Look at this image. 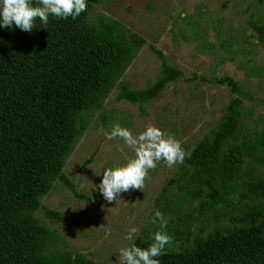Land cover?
Masks as SVG:
<instances>
[{"label": "trees", "instance_id": "16d2710c", "mask_svg": "<svg viewBox=\"0 0 264 264\" xmlns=\"http://www.w3.org/2000/svg\"><path fill=\"white\" fill-rule=\"evenodd\" d=\"M96 2L86 0V10L75 19L50 15L46 29L39 19L30 32L15 24L0 27V264H95L82 253L62 250L58 232L36 213L54 181L74 189L62 171L65 159L129 65L134 47L145 43L119 20L103 14L91 20ZM248 25L264 42V23L257 19ZM151 48L162 61L160 77L139 90L120 83L117 96L138 101L141 110L181 75ZM215 81L236 96L211 136L195 144L157 198L158 211L169 218L165 231L181 239L178 248L174 239L165 247L160 264H264V126L251 130L253 140H240V84L229 75ZM246 157L254 162L244 166ZM91 161L90 156L84 164ZM173 182L177 190L169 191ZM184 202L201 203L184 208ZM229 204L232 208H226ZM213 217L227 222L205 233ZM160 230L153 228L150 237L137 236L132 243L147 248Z\"/></svg>", "mask_w": 264, "mask_h": 264}, {"label": "rangeland", "instance_id": "374dc122", "mask_svg": "<svg viewBox=\"0 0 264 264\" xmlns=\"http://www.w3.org/2000/svg\"><path fill=\"white\" fill-rule=\"evenodd\" d=\"M98 14L119 20L126 32L138 34L145 43L134 47L129 65L65 159L62 171L74 189L54 181L52 189L41 197L36 215L58 232L62 250L82 253L95 264H121L120 249L133 242L125 239L126 229H139L135 240L137 236L150 237L149 231L160 226L159 221H150L157 204H162L157 198L185 159L172 167L157 161L143 189H130L108 202L99 190L103 170L126 164L135 153L121 138L108 140L106 134L117 123L134 136L154 125L181 142L186 158L198 141L211 136L236 96L230 86L215 81V77L229 75L242 91L238 94L242 101L239 139L253 140L251 130L264 126V42L258 41L248 21L264 23V4L256 0H98L89 17L96 20ZM151 46L163 53L169 65L181 70V75L142 103L141 110L138 101L117 96L120 83L139 90L160 77L162 61ZM90 156L92 161L84 164ZM245 159L244 166L254 162ZM177 186L173 182L168 190H177ZM230 199L237 204L234 196ZM200 203L184 202L183 207L198 208ZM47 210L57 215H49ZM194 216L191 227L196 233L200 221L197 212ZM224 222L227 219L213 217L205 233ZM167 234L174 239L173 234ZM174 240V248H178L181 239Z\"/></svg>", "mask_w": 264, "mask_h": 264}, {"label": "clouds", "instance_id": "9594fccd", "mask_svg": "<svg viewBox=\"0 0 264 264\" xmlns=\"http://www.w3.org/2000/svg\"><path fill=\"white\" fill-rule=\"evenodd\" d=\"M86 8V0H36L35 4L32 0H0V27L11 29L15 24L21 30L30 32L39 19L46 29L50 15L75 19ZM106 138H121L135 153L134 158L126 164L103 170L99 190L108 202L116 201L120 193L130 189H143L148 172L156 167L157 161L163 160L168 167H172L183 163L186 156L180 141L154 125L147 126L134 136L129 129L117 123L106 134ZM150 221L153 224L157 221L160 223L161 230L154 234V242L147 248L136 246L135 243L121 248V264H160L157 258L164 254L172 238L165 231L167 220L160 211H155ZM126 232L125 239L134 241L139 229L131 227Z\"/></svg>", "mask_w": 264, "mask_h": 264}]
</instances>
